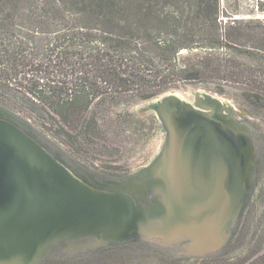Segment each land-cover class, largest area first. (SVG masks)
I'll return each mask as SVG.
<instances>
[{
	"label": "water",
	"instance_id": "water-1",
	"mask_svg": "<svg viewBox=\"0 0 264 264\" xmlns=\"http://www.w3.org/2000/svg\"><path fill=\"white\" fill-rule=\"evenodd\" d=\"M149 109L165 131L160 151L105 180L73 168L0 105V264H39L63 245L149 241L204 258L226 244L257 185L253 125L205 92L168 93Z\"/></svg>",
	"mask_w": 264,
	"mask_h": 264
},
{
	"label": "trees",
	"instance_id": "trees-1",
	"mask_svg": "<svg viewBox=\"0 0 264 264\" xmlns=\"http://www.w3.org/2000/svg\"><path fill=\"white\" fill-rule=\"evenodd\" d=\"M221 12L220 0H0V92L42 104L68 146L99 133L95 109L109 100L213 82L264 96V20L223 23ZM193 49L205 54L180 66L178 53ZM161 253L149 241L63 245L39 264L170 260Z\"/></svg>",
	"mask_w": 264,
	"mask_h": 264
},
{
	"label": "rangeland",
	"instance_id": "rangeland-1",
	"mask_svg": "<svg viewBox=\"0 0 264 264\" xmlns=\"http://www.w3.org/2000/svg\"><path fill=\"white\" fill-rule=\"evenodd\" d=\"M221 18L227 20H264V0H220ZM258 4L263 10H258ZM205 52L193 49L178 53L180 66L187 61L203 56ZM205 92L230 105L238 119L251 123L255 133L259 157V177L250 204L242 213L229 244L209 257L191 258L179 254L180 249H161V255L142 256L137 264H250L264 254V96L226 83H188L159 93L126 96L107 101L95 109L99 133L88 138L79 137L73 146L65 144L66 136L53 124L52 115L29 96L19 91L0 92V104L23 124L30 127L37 138L49 150L57 152L73 168L91 173L96 178L128 176L146 167L160 151L165 131L149 105L168 93L176 92L181 97H193L194 92ZM255 145V144H254ZM255 146V147H256ZM240 226L241 231L238 230ZM186 250V248H185ZM80 251V250H79ZM73 254L78 251H68ZM183 257V258H182ZM178 258V260H173Z\"/></svg>",
	"mask_w": 264,
	"mask_h": 264
},
{
	"label": "flooded vegetation",
	"instance_id": "flooded-vegetation-1",
	"mask_svg": "<svg viewBox=\"0 0 264 264\" xmlns=\"http://www.w3.org/2000/svg\"><path fill=\"white\" fill-rule=\"evenodd\" d=\"M235 114V113H234ZM235 118H236V120H238V121H243V120H241V119H238L237 117H236V114H235ZM259 133L258 132H253L252 134H251V140H252V142L255 144V146H256V141L258 140V138H259ZM256 148V150H257V146L255 147ZM258 155V154H257ZM259 158V157H258ZM117 177H121V176H115V175H110V174H108L107 175V177L105 176V177H99V178H103V179H105V180H116V178ZM250 202H251V200H250ZM250 202H249V204H250ZM241 219V218H240ZM237 226V225H236ZM234 233V232H233ZM232 237V236H231ZM231 237L228 239V241L226 242V244L221 248V250L222 249H224L228 244H229V242H230V240H231ZM220 250V249H219ZM219 250H217V251H219ZM216 251V252H217ZM216 252H214V253H216ZM211 256V255H210ZM209 257V256H208ZM191 258H193V257H191Z\"/></svg>",
	"mask_w": 264,
	"mask_h": 264
}]
</instances>
